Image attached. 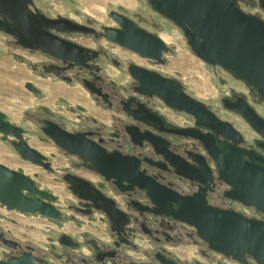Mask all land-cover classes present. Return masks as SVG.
<instances>
[{
    "label": "flooded vegetation",
    "instance_id": "flooded-vegetation-1",
    "mask_svg": "<svg viewBox=\"0 0 264 264\" xmlns=\"http://www.w3.org/2000/svg\"><path fill=\"white\" fill-rule=\"evenodd\" d=\"M69 1L75 3V0ZM153 1L138 0L144 6L141 11L124 4H118L106 12L108 22H103L101 19L88 14L83 16L82 21L63 14L51 15L33 0L34 4L30 6L28 12L29 18L41 21V16H43L46 20L52 19L57 23L62 19H68L84 28L82 31L58 30L54 26L43 29L50 38L73 42L82 47L83 51L78 54L79 63L56 58L38 49L34 43L26 47L20 42L19 37L0 29V32L10 36V41L16 48L27 50L34 57L45 58L37 60V63L32 65L34 73L40 76L41 84L45 85V80L52 77L67 83L70 88H74L77 84L85 90V98L81 95V98L75 99L76 94L72 90L67 91L57 84L45 85L50 86L49 89L53 92H61L62 94L57 96L55 105L39 102L36 106L37 109L28 112L26 118L37 127L41 140L52 143L66 156L74 159L72 164L75 169L66 170L60 177L64 189L70 191L76 199L69 203L68 208L91 219L96 213H100L102 221L108 225L106 234L111 239L93 238L89 234H84V241H79L67 233H61L55 242H50L49 246L44 247L17 239L1 231L0 253L2 256L0 262L8 263L13 258H26L31 264H162L161 259L166 258L175 261L177 264H187L173 257L166 246L167 244L180 245L184 238L191 239L195 243H202L205 247L203 253L206 256L214 252L200 240L193 227L152 212L151 210L155 209L156 206L145 190L137 186L128 188L130 184L127 181L118 184V179L114 177L107 180L97 171L95 163L62 149L53 139V136L61 141H63L64 135L79 136V144L91 145L97 148L100 153L111 155V158L114 157V159L116 156L134 157L139 162V170L161 186L176 191L182 196L204 194L209 205L213 207L235 211L247 218L264 221V214L255 207H247L227 196L231 188L220 178L217 163L211 158L205 144L193 138L175 134V130L179 128L195 129L203 135H211L215 145L220 150L226 145H231L253 151L257 157L255 164L264 167V136L250 125L240 111L231 108L240 99L243 105L249 106L264 120V114L257 108L259 104L264 103V98L258 89L238 78L232 71L222 67L235 81L243 83L247 91H241L232 86L229 80L219 78L222 88H227L220 101L221 109L229 118H223L216 109L204 102L220 119L229 122L239 133V141H234L207 127L197 126L195 118L191 114L167 105L157 95H148L139 91L141 83L134 75L137 67L159 73L165 78L178 80L175 77L162 74L158 68H150L146 65L162 66L165 63L164 57L169 52V48L162 51L160 60L152 59L106 36L107 29L123 30V26L117 20L119 18L123 21H130L135 28L156 35L165 41L159 35V31L163 27L157 19L161 17L169 22H174L156 10ZM236 5L245 14L263 19L264 9L260 6L259 0H237ZM257 5L260 7L258 14L250 13L244 8V6L254 7ZM0 21L12 29L21 31L18 24L13 23L3 15H0ZM31 25L35 26L34 24ZM179 29L182 30L180 27ZM182 32L185 35L183 30ZM25 38L28 36L25 35ZM165 43L167 44L166 41ZM183 89L189 94L184 86ZM41 90V95L33 94L35 99L50 100V94L43 89ZM68 97L74 102H71ZM135 115L142 117L143 121L135 119ZM181 118H184L182 122L180 121ZM158 119L163 122L162 130L149 125V122L157 124ZM17 126L23 129L24 141L31 148L36 149L29 143L28 134L31 130L23 125ZM0 137L2 138L1 134ZM147 137L156 140L157 149L148 142ZM12 141L19 142L15 137L12 138ZM164 141L169 143L167 146L169 152L179 155L187 162L195 165L198 164L196 159L199 163L204 161V165L206 163L212 172L207 183L192 182L177 176L175 170L166 163L165 156L158 153V151H165L166 143ZM12 148L14 147L12 146ZM245 159L248 160L249 157L245 156ZM46 162L52 168V171H46L54 172L51 159L48 158ZM38 167L44 169L42 166ZM38 187L42 190H48L39 185ZM123 187L128 189L122 190ZM108 200H111L113 208L119 211L115 214L117 225L104 212V207L110 204ZM58 201L57 197L54 205L63 214V219L57 221L46 219L55 223L75 220L74 216L69 218L63 207H59ZM144 236L149 238L154 247L151 250H145L147 258L138 260L127 249L138 250L137 239ZM218 256L219 258H216L218 264H258L251 256H247L246 263L235 261L221 254ZM194 264L202 263L195 262Z\"/></svg>",
    "mask_w": 264,
    "mask_h": 264
},
{
    "label": "water",
    "instance_id": "water-1",
    "mask_svg": "<svg viewBox=\"0 0 264 264\" xmlns=\"http://www.w3.org/2000/svg\"><path fill=\"white\" fill-rule=\"evenodd\" d=\"M264 9V0H259ZM237 0H154L153 6L163 15L180 27L187 37L194 54L210 65H219L232 71L238 78L255 86L264 98V20L258 16L247 15L236 5ZM33 0H0V15L18 24L19 29H12L0 21V29L19 37L24 46L36 44L43 52L60 58L78 62V54L83 51L79 45L58 38L49 37L44 27L54 26L58 30L82 31L84 28L68 19L60 22L41 21L28 17ZM123 9V8H122ZM125 10V9H123ZM123 30L107 29L106 36L136 50L141 55L161 59L162 51L169 48L160 37L148 34L135 28L130 21L117 19ZM62 23L61 25H59ZM31 24H34L33 27ZM25 35L28 38H25ZM79 63V62H78ZM135 77L140 81L139 91L148 95H157L163 101L185 113L191 114L197 126L207 127L221 136L239 141V133L229 122L220 119L205 103L187 94L183 84L176 79L163 77L161 74L140 67L135 70ZM25 88L35 95L42 90L32 82ZM231 108L237 109L248 120L250 125L264 136V120L249 106L239 102ZM135 119L143 118L135 115ZM149 125L162 130L163 122ZM0 134L2 140L15 137L19 142L10 141L17 153L26 161L52 171L51 165L37 149L31 148L23 138V129L10 122L7 115L0 111ZM175 134L193 138L205 144L211 158L217 163L220 178L231 190L227 193L230 199L236 200L247 207H255L264 214V167L255 164L253 151L243 150L236 146L226 145L220 150L211 135H203L195 129L175 130ZM79 136L64 135L62 140L53 139L62 149L70 154L78 155L95 163L97 171L107 180L118 179V184L127 181L133 188L137 186L147 192L156 206L151 211L156 215L173 218L180 223L193 227L200 240L207 244L215 253L246 263L251 256L258 264H264V221L247 218L241 213L223 210L209 205L205 195L182 196L165 186L157 184L139 170V162L134 157L104 155L97 148L79 144ZM148 142L156 147L154 138L147 137ZM163 141L162 138H160ZM158 151L165 156V161L179 177L190 181L206 184L212 172L204 161L191 164L179 155L167 150ZM81 145V146H80ZM245 156L249 159H245ZM128 188H121L126 190ZM57 197L49 190H42L36 181L25 174L22 169H11L0 163V205L9 211H17L24 215L42 216L51 220H62L63 214L54 205ZM111 200H108V203ZM109 204V205H110ZM107 205L104 212L115 222V214L119 213ZM162 264H177L166 258ZM0 264H31L26 258H13L8 263Z\"/></svg>",
    "mask_w": 264,
    "mask_h": 264
},
{
    "label": "rangeland",
    "instance_id": "rangeland-1",
    "mask_svg": "<svg viewBox=\"0 0 264 264\" xmlns=\"http://www.w3.org/2000/svg\"><path fill=\"white\" fill-rule=\"evenodd\" d=\"M35 1L39 7L51 15H68L80 21L83 20V16L88 14L101 19L103 22H108L106 12L118 4H124L140 11L144 8L138 0H75V3H71L69 0ZM244 8L250 13L258 14L260 12L258 5L254 7L244 6ZM262 17L264 19V14ZM157 20L163 27L159 31V35L167 42L169 52L165 54V63L162 66L146 65L150 68H158L162 74L168 77L177 78L190 95L212 106L223 118H229L221 109L220 101L227 88H222L219 78L229 80L232 86L241 91H247L246 86L235 81L222 67L207 64L197 57L182 30L174 23L161 17ZM111 23L113 22L111 21ZM43 58L41 56L34 57L29 51L16 48L11 43L10 36L0 32V111L7 115L10 122L23 125L31 130L28 134L29 143L51 159L54 172L49 173L36 165L25 162L11 146L10 141L13 137H9L6 141L0 137V154L2 152L4 156L13 157L20 164L11 166L1 158L0 163L15 170L22 168L24 173L31 176L40 187L52 191L59 199V207H63L69 218L74 216L75 220L55 223L42 216L24 215L17 211H9L0 205V232L4 231L17 239L44 247L49 246L50 242H55L61 233H67L79 241H84V234H89L93 238L101 237L111 240L106 234L108 225L102 221L100 213H96L91 219L68 208L69 203L73 202L75 198L70 191L64 189L60 177L66 170L75 169L72 164L74 159L66 156L52 143L41 140L37 127L26 118L28 112L37 109L36 106L39 102L55 105L57 96L62 94L61 92H53L49 89L50 86L45 85L57 84L67 91L75 92V99L81 95L85 98V90L77 84L74 88H70L67 83L52 77L45 80V85L41 84L40 76L34 73L32 65L37 63L39 59L43 60ZM27 82H32L40 89L47 91L50 94V100L35 99V96L25 88ZM68 98L74 102L73 99ZM257 108L264 114V103L259 104ZM183 120L184 118H181L180 121ZM26 167H30L33 171H26ZM137 243L138 250H127L138 260H143V258L148 257L145 250H151L154 246L147 236L139 237ZM166 246L173 257L187 264H194L195 262L218 264L216 258L219 256L217 253L212 252L206 256L203 253L205 247L202 243H195L191 239L184 238L180 245L167 244ZM85 251L88 252L87 249Z\"/></svg>",
    "mask_w": 264,
    "mask_h": 264
},
{
    "label": "bare ground",
    "instance_id": "bare-ground-1",
    "mask_svg": "<svg viewBox=\"0 0 264 264\" xmlns=\"http://www.w3.org/2000/svg\"><path fill=\"white\" fill-rule=\"evenodd\" d=\"M0 158L3 159V160H5L11 166H18L20 164V162H18L13 157H9V156L2 155V152L0 154ZM25 170L26 171H33L32 169H30V167H26Z\"/></svg>",
    "mask_w": 264,
    "mask_h": 264
}]
</instances>
